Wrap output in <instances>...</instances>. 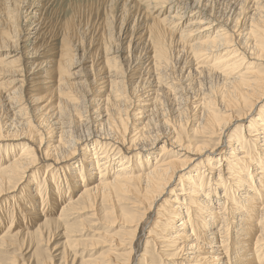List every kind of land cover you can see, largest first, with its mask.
<instances>
[{
  "label": "bare ground",
  "instance_id": "1",
  "mask_svg": "<svg viewBox=\"0 0 264 264\" xmlns=\"http://www.w3.org/2000/svg\"><path fill=\"white\" fill-rule=\"evenodd\" d=\"M249 1L251 5L246 7L252 8V14H248L249 25L246 29V39H237L238 43L245 47L241 54L236 51L234 42L237 44V40H233L235 36L224 30L226 28L216 30V27H212L210 23L195 25L196 28L204 26L201 31L203 35H200L196 42L188 44L189 48L196 49L194 52L200 53L199 57L204 60L210 59L211 66L206 65L208 61L203 64L206 65L207 71L214 76L218 75L221 82L218 86L212 87L214 91H211L207 97L204 96L202 103L196 102L199 104L197 107L200 116L198 115L199 122L193 127V132L206 139L200 144H197L195 140H190L186 144L181 141L183 132L180 131L179 135L182 139L178 140L177 137L173 139L169 136L168 138L171 139H167L171 142L170 145L164 142V146L161 145L162 150L155 153L152 149L157 147L162 137H159L160 134L150 137L149 133L152 130L149 132L148 121L144 124L140 122L142 120L140 109L134 110V107L140 108L137 107L141 96L140 77L135 79L132 74L126 73L125 69L128 65L125 66L124 63L129 61L128 48L122 50V46L115 47L112 41H108L103 36L100 37L95 54H104L102 61L95 67L96 62L91 55L88 58L89 66L84 72L85 77L79 83L78 72L72 71L74 65L80 63L74 62L78 61L76 58L78 49L72 50L67 44L69 40L73 41L76 38L78 25L76 26L75 18V21L72 18L64 25L62 24L63 33L68 38V42L61 43L59 55L37 63L32 60L28 65L29 60H24L27 58L26 51L23 45L20 46L19 41L21 39L29 41L32 34L36 36V41L39 38L37 35L39 29L38 24L34 25L36 20L26 25L31 29L25 26L23 29L22 21H20L21 11L24 14L28 12L21 9V5L25 6L28 3L31 7L33 2L0 0V50L5 54L4 58L0 59V78L5 77L2 79L9 81L12 76L17 77L8 84L0 83V115L3 110V98H9L14 104L19 103L18 108L21 110L18 117L10 121L11 123L4 124L0 120V140L17 143L6 150L15 153L14 150L17 148L21 149L16 155L11 154L12 157L5 166L0 165V195L22 184L23 174L37 162L36 151L43 147L42 152L49 163L47 166L44 165L45 177L42 185L45 187L47 184L50 185L51 193L49 197L43 198L36 192L31 195L33 198L29 195L26 198L29 206L35 207V200L39 199V203L49 201V207L60 209L58 220L45 221L38 228L39 230L44 227L43 225L46 227L54 223L58 227L59 223H66L69 215L92 207L99 200L109 204L111 202L110 208L107 209L109 214L106 213L104 217L112 218L111 224H114L113 216L120 215L117 206L121 204L116 201L124 198L129 208H122L121 215L126 217L127 222L123 223L132 231L127 232L130 235L129 247L128 252H125V260L121 264H132V255L137 257V264H149L150 258L148 259L146 255L150 248L149 242L144 245L143 252L138 255L133 241L137 237L140 223L152 213L154 219L152 223L150 222L149 235L146 236L147 238L157 237L155 242L154 239L150 242L163 248L164 252H161L168 258L165 259L164 264H264V0ZM163 2V4L166 3L164 0ZM107 12L109 15V10ZM29 14L32 13L29 12ZM31 17L33 19L34 15L32 14ZM165 20H156L148 28L152 43L148 53H151L152 57H149L147 62L148 65H154V72L158 74L169 67L173 42L170 29L163 26ZM23 33L25 35L21 36ZM179 37L185 42L190 36ZM35 41L32 51L34 56L40 48ZM137 46L138 44L135 47ZM20 48L18 56L17 53H10ZM74 51L75 54H73ZM84 55L78 56L80 61L85 60ZM140 63L139 58L137 61L139 69L128 67L131 69L130 72L140 70L143 62ZM17 64L19 65L16 66ZM143 69L150 71L149 67ZM40 70H44L45 73ZM28 72H30L29 76ZM88 74L91 76L90 79L86 78ZM17 83L20 85L13 92L15 97L5 96V93L1 92L4 86L10 88ZM25 98L34 105L32 109H27L23 103L21 104ZM50 112L53 116L55 115L54 121L51 116L49 119ZM239 121L248 122V125L245 129L241 125L239 133L233 134L232 138L225 141L228 146H231L230 155L225 159H222L220 154L216 157L215 150L208 149L210 148L208 141H211L213 136L221 138L229 125ZM133 122L136 125H133ZM194 123L196 121L192 124ZM83 126H85V133L80 135L76 132V128ZM191 130L188 134L192 132ZM244 130H246L245 134ZM78 152L81 159L77 165H74L75 155ZM50 160L53 161L50 162ZM131 163L136 165L133 167ZM216 163L219 166L213 168L217 165ZM110 171L112 174L109 173ZM215 172L214 183L212 181ZM27 187L22 188L21 193H25ZM219 188L221 195H218ZM71 189L79 190L76 200L74 199L72 203L70 197L75 191L69 194L66 192ZM212 193L218 197L215 202L219 206L212 207L214 205ZM166 196H168L167 199L162 201ZM125 197L128 198L125 199ZM61 198L69 202L60 206ZM220 201L223 202L220 203ZM33 207L27 210H35ZM230 213H235L238 223L235 232L236 241L228 243L230 229H227L224 224ZM218 237L221 238V242L220 240L217 242ZM216 243H220L217 248L213 247ZM231 250L234 251L232 256Z\"/></svg>",
  "mask_w": 264,
  "mask_h": 264
},
{
  "label": "rangeland",
  "instance_id": "2",
  "mask_svg": "<svg viewBox=\"0 0 264 264\" xmlns=\"http://www.w3.org/2000/svg\"><path fill=\"white\" fill-rule=\"evenodd\" d=\"M164 1L166 2L165 4H163L164 3L163 0L162 1L158 0V2L156 0H134V1L133 0H129V1L128 0L126 1L125 0H29V2L31 3L33 2L32 3L33 5L31 7L30 5H28V3L25 6L21 5V9L26 10V12L28 13L24 14L21 11L22 18L20 19V21H22V27L25 26V28L27 29H31V27H26V25L33 22L34 20H36V23L34 25L38 24L37 27L39 29V32L37 35L39 36V38L37 36L38 39H36V41H35L36 36L34 37L33 34L30 36L29 41H23L22 39L19 41L20 46L23 45L24 50L26 51L25 54L27 55V58H24V60L25 61L29 60L30 63L28 65H30L32 60H34V62L37 63L41 61H47L52 58H56L59 55L60 49L62 47L61 43L64 41L66 43L68 42V38L64 36V33H63V25L66 21L71 20L72 18H73L72 20H74L75 18L76 26L78 25L76 33H75L76 38L73 41L69 40V43L67 44L71 46L72 50L76 48L78 49V52L76 54V58L78 59V61H74V62H80V63L79 65H74L75 67L72 71L78 72V75H79L78 82L79 83H81L85 77L84 72L85 70H87V67L89 66L90 62H88L89 61L88 58L91 55H93L94 61L96 62L94 64L95 67H97L102 61V57L104 56V54H101V53L95 54V51L98 50L95 48L98 47V40L100 37L103 36L108 41H112L115 47L118 46V48H121L122 46V50L123 49L126 50L128 48V52H129L128 62L130 61L131 62L124 63L125 66L128 65L126 66V69H125L126 73L127 75L132 74V76L135 79H138L140 77V95L141 96H140V104H138L137 106L140 108L134 107V110L140 109V113H141L140 116L142 119L140 120V122H143L144 124L148 121L149 132L152 130L150 132L151 134L149 133L150 137H154L156 134L157 135L160 134L159 137H162L161 142L163 143L160 142L158 145H156L157 146L156 148L152 149V151H154L155 153L156 152L158 153L160 150H162V146H164V142L170 145L171 142H169V140L171 138L169 139L168 138L169 136H172L173 139L177 137L178 140L183 138L181 141L186 144H188L190 140H195L197 144H200V142H204V139H206V138L196 135L193 132V127H195L196 124H198L199 122L198 118L200 116V111L197 105L199 106V104L202 103L201 101H203L205 97H207V95L211 91H214L212 90V87L218 86L221 82H220V78L218 75L214 76L213 73L206 70V67H205L206 65L211 66L212 62L210 61V59L207 58L206 60H204V58L199 57L200 53L194 52L196 49H191L188 47V44H192L193 42H196L197 40H199L200 35L201 36L203 35L201 34L202 33L201 31L203 30L204 26L203 28L202 27L196 28L197 26L195 25L197 24L205 25L207 23H210L212 27L214 28L216 27V30L217 28L218 29L226 28L224 30L228 31L229 34H233L235 36L233 37V40L236 41L239 38L244 40L246 39V35H245L246 29L249 25L248 14L249 13L250 15L252 14L251 12L252 8L246 7L248 5H251L249 0H240V2L239 0H204V1L203 0H186V1L185 0H164ZM203 2H204V5H203ZM108 10H109L110 16L108 15V12H107ZM130 11L132 13H130ZM167 11H170V12H167ZM29 12L34 15L33 19L31 17L32 14H29ZM165 17H168V18H165ZM154 18L156 20L166 19L165 21H163V26L165 28L166 27L169 28L173 36L169 67L163 71L164 73L159 72L160 75L157 72H156L157 74L154 72L155 70L154 65L150 64L151 65L150 67V65H148V62H147L149 61V57H152L151 53H148L149 50H151V46H152V43L150 41L151 39H149L150 37H149L148 28L153 24V22L156 21L154 20ZM198 18H199V21H198ZM123 27L124 29L122 30ZM85 29H86V32H85ZM233 29H235V31H233ZM23 35L25 34L23 33L21 36ZM182 35L183 36L189 35L190 37H188V40H185L184 42L179 39L180 38L179 36H182ZM132 38H134L135 40ZM146 39L147 40L149 39V40L147 41ZM34 41L37 46L40 45V48L38 49L39 54L37 53L36 56L32 54V51L34 49L33 48ZM176 41L177 43H175ZM137 44H138L137 46L138 49L135 47ZM178 44H181V45H178ZM234 45H235V48L238 54H241L245 47L239 44L238 40H237V44L234 42ZM80 48H82L83 50L82 49L80 50ZM20 50L21 48L15 52H12L13 51L12 50L10 51V53L12 54L17 53V56H18L20 54ZM73 54H75V51L73 52ZM81 54H85L84 61L79 60V57ZM196 54L198 55V57ZM4 56H5L4 52L0 50V59L4 58ZM139 58H140V62L141 63L143 62L141 65L142 67L140 66V70L136 71L137 73L130 72L131 69H139L137 65V61L139 60ZM206 61H208V64L204 65L203 63H205ZM18 65L19 64H17L16 66ZM201 65H204V66H201ZM128 67L129 68L131 67V69H128ZM145 67H149L150 71L147 72V70L143 69ZM42 68L45 69V67L43 66ZM197 69H200V70H197ZM40 71H42V73H45L44 70H40ZM27 75L29 76L30 72H28ZM87 77L88 78L91 77L90 74L86 75V78ZM2 78H5V77L0 78L1 84H8L11 80L17 79V77L15 76H12L9 79V81H5V79H2ZM168 84H170L171 86ZM19 85L20 84L17 83L10 88H7L4 86L3 87L4 90L1 89V92H4L5 96L10 95L11 97H15V94H13V92ZM17 91L19 94L20 92L19 89ZM216 92H217V88L215 89V94ZM20 97H21V92H20ZM26 98H25V101L21 102V104L23 103L24 107H27V109L28 108L32 109L34 105L31 103L30 100ZM3 99H4L3 110L0 115V120H2L4 124L6 122L11 123L10 121H12L13 118L18 117V113L21 112L20 108H18L20 105L19 103H15L16 104L15 105L11 100H9V98H6V99L3 98ZM194 99H197V100H194ZM191 100L193 102H191ZM196 102H198L199 104ZM192 104L195 105L196 108ZM151 108H152V111H151ZM182 110L185 112H183ZM152 112H155V113H152ZM180 112H182V114H180ZM50 113L51 114L49 115V119L52 117L54 121L55 115L53 116V113L52 112ZM29 115L32 116V114H29ZM195 117H197V119ZM192 120L193 122L196 121V123L192 124L193 123ZM49 122H52V121L49 120ZM134 124L135 123L133 122V125ZM241 125H243V128L245 129V127L248 125V122L239 121V123L235 122L229 125L227 130H225V134H224L225 137L224 135L221 138H218L217 136H213L214 138H212L211 141H208L207 144H209L210 146V148L208 149L215 150L216 157H218L219 154L221 158L223 157L222 159H225L226 157H228L230 155L229 153L231 152V146L230 145L228 146L226 142L227 140L232 138L233 134L239 133ZM84 127L85 126L76 128V132H78V134L80 135H83L85 133ZM189 130H191L192 132L188 134ZM180 131L183 132L182 138L179 135ZM245 131L246 130H244L243 132L244 134H245ZM15 145H17V143H14L12 141H5V140L1 141L0 140V165L1 167L5 166V164H7L9 159L12 157L11 154L13 153V151L11 152L10 150H6V148L10 149L11 146H15ZM36 148L38 149L39 147H36ZM20 150H21L20 148H17L16 150H14L15 153L13 154L16 155ZM42 150H43V147H41L39 151H36L37 162L34 164V167H32L31 169H28L27 170L28 172H25L23 174L24 177L21 179L22 184H20L14 189L10 188L8 189V192L0 195V239H2L0 240V264H94V263L95 264L96 263L106 264L107 262L108 263L110 262L111 264H121L125 260V256H126L125 254L128 252V247H129L130 235H128L127 232L132 231V229L127 228V225L123 223V222H127L125 219L126 217L125 216L123 217L121 215L122 208H125V209L129 208L127 207L128 205H126L124 198L123 200L119 199V201H116L117 203H121V204L117 206V209H118L117 211L120 212V215H117L116 217L112 215L113 219L115 220L114 224H111L112 218L106 219L104 217L106 213L109 214L107 209L110 208L111 202L109 204V202L107 203V202H102L101 200H99L95 202L92 207H87V209L85 208V210L78 211L75 214H72L71 216L69 215L68 216L69 218H67L68 220L66 221V223L61 222L59 223L58 227L57 225L55 226V223H54L46 227L45 225H43L44 227L41 230L38 229L47 220H53V222L58 220L59 218L58 214H59V209H60V208L52 209L51 207H49V201L39 203V199L35 200L36 202L35 207L29 206L27 198H26L27 195H29L30 198H33L31 197V195H33L36 192H38L37 195L39 194L43 198L44 196L49 197L51 193L50 185L47 184L46 187L42 185L44 182V177H45L44 165L47 166V164L49 163L45 160ZM80 159H81L80 152H78V154L75 155V160H74L75 162L73 164L77 165ZM52 161L53 160H50V162ZM138 161L140 162V159ZM216 164L217 165H214L213 168H216L217 166H219L218 163ZM135 165L136 164L131 163V166L134 167ZM109 173L112 174V171H110ZM214 175H213L212 182L215 183L216 172ZM47 180H49V178ZM25 187L28 188L27 191L25 193H21L22 188H25ZM73 191H75V193H73V196L70 197L71 203L76 200L79 190L71 189V190L66 191L67 194ZM218 192L220 193L218 195H221L220 188L218 189ZM212 195H213L212 203L214 204L212 207L219 206L215 202L216 201L215 199H217L218 197H216L213 193ZM167 197L168 196H166V198H163L162 201L167 199ZM127 198L128 197H125V199ZM61 199L62 200H61L60 206L62 205L64 206L67 204V202H69V200H66L65 198H61ZM116 200H118V198ZM222 202L220 201V203ZM45 205H46V208L44 209ZM30 207H33L36 211L35 210L28 211L27 209H30ZM29 212H32V213L30 214ZM153 219H154V215L152 213L149 216H147L145 220H143L142 222L140 220L141 222L140 229L137 232V237H135L134 239L135 241H133V246L136 248L135 249L137 251L136 253L139 255L143 252L144 247H145L144 245L149 242L148 244L150 248L148 249V252L146 253L147 258L148 259L150 258L148 263L149 264H159V263L164 264L165 259H168V258H166L162 254V252H164L162 250L163 248H161L156 243H154L155 240H157V237L152 236L150 238H147V236L149 235L148 231L150 230L149 228L151 226L150 222L152 223ZM225 223L226 224L224 225L227 226V229L229 228L231 230V231L229 230L228 232L229 233L228 240H227L228 243L232 241H236L235 232L237 230L238 217L235 215V213L233 214L230 213V215L227 216ZM153 239H154V242L151 243L150 241ZM219 240L221 242L220 237L217 238V242H219ZM219 245L220 243H216L213 247L217 248ZM121 252L123 253L121 254ZM232 253L234 254L233 250H231V253H230L231 256H232ZM132 258H133L132 264H137V261H136L137 257L135 255H132ZM104 261H106V263H104Z\"/></svg>",
  "mask_w": 264,
  "mask_h": 264
}]
</instances>
